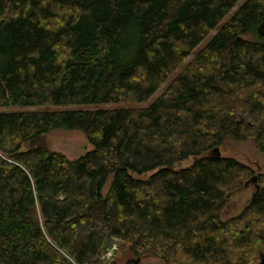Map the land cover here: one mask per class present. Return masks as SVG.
I'll return each instance as SVG.
<instances>
[{
  "label": "trees",
  "instance_id": "trees-1",
  "mask_svg": "<svg viewBox=\"0 0 264 264\" xmlns=\"http://www.w3.org/2000/svg\"><path fill=\"white\" fill-rule=\"evenodd\" d=\"M239 1L0 0V264H110L112 239L163 264L258 258L264 184L220 220L250 170L212 153L264 157V0ZM56 129L91 149L52 150Z\"/></svg>",
  "mask_w": 264,
  "mask_h": 264
},
{
  "label": "rangeland",
  "instance_id": "rangeland-1",
  "mask_svg": "<svg viewBox=\"0 0 264 264\" xmlns=\"http://www.w3.org/2000/svg\"><path fill=\"white\" fill-rule=\"evenodd\" d=\"M242 2L243 0H240L237 3V5ZM237 5H235L233 8L229 10L226 17L220 23H222L230 14L234 12ZM216 29L217 27L207 35V37L201 42V44L196 49H198L209 38V36H211L216 31ZM195 51H193V53H190L185 57L184 61L182 62V65L194 56L193 54ZM178 70L179 68L174 72V74ZM164 85L165 84H162L154 92L151 98L145 103L118 104L112 107H142V106H145L154 96H156L160 91H162V88L164 87ZM109 107L111 106L109 105L101 106V108H109ZM18 109L24 110L23 108H18ZM27 110H31V108H27ZM46 138H47L49 147L52 150L63 154L68 159H75L79 157L81 154H83L84 152L89 151L91 149V146L86 142L82 134L78 131H62V130L56 129V130L50 131V133L46 136ZM218 154L219 156H222V157L232 158L236 162L240 163L245 168L250 170V174L242 180L241 185L237 189L232 190L231 192L225 195L226 196L225 205L219 214V218L222 221H226L230 218L237 216L240 213V211L245 207V204L249 201L250 195L253 192V186L247 185L244 188L242 187L243 182L248 180L251 176H255L257 186L259 188L263 186L264 183L260 180H262L261 178H264V157L254 148V146L250 142H240V141H230V140H225L218 147ZM191 160L192 159L190 158H184L179 161H175L171 164V168L174 170L185 168L190 165ZM153 171L145 172L139 175L130 173V175L135 179L146 180L149 178V176L151 175ZM111 179H112L111 175L107 176V179L101 189L102 195L106 193L110 185ZM261 237L264 243V228L262 229ZM113 241L116 247L114 250V254L112 256V260H111L112 263L110 264H132V261L134 259H138L137 264H163L160 260H158L157 258L151 255H148L147 253L141 254L139 256H132L127 251H123V252L119 251L117 248L119 245V240L114 239ZM262 247L264 248V244ZM262 247H261V251L263 250ZM258 260H259V256L256 260L252 262V264H257Z\"/></svg>",
  "mask_w": 264,
  "mask_h": 264
},
{
  "label": "water",
  "instance_id": "water-1",
  "mask_svg": "<svg viewBox=\"0 0 264 264\" xmlns=\"http://www.w3.org/2000/svg\"><path fill=\"white\" fill-rule=\"evenodd\" d=\"M254 30H255V33L264 40V19L255 26ZM212 153H214V155L216 157H218V155H219L218 154V150H217L216 147L213 148ZM255 181H256V177L255 176H251L248 180L243 182L242 186L245 187L249 183H254V185H253L254 191L257 192L258 191V186L255 183ZM263 260H264V252L261 254L258 264H262ZM137 262H138V259H134L132 261V264H137Z\"/></svg>",
  "mask_w": 264,
  "mask_h": 264
},
{
  "label": "built area",
  "instance_id": "built-area-1",
  "mask_svg": "<svg viewBox=\"0 0 264 264\" xmlns=\"http://www.w3.org/2000/svg\"><path fill=\"white\" fill-rule=\"evenodd\" d=\"M113 240L114 239H112L111 242L108 244V246L105 247L102 252H100V254L98 256L99 261H106V260H109L110 258H112L113 254H114L115 247H116Z\"/></svg>",
  "mask_w": 264,
  "mask_h": 264
},
{
  "label": "flooded vegetation",
  "instance_id": "flooded-vegetation-1",
  "mask_svg": "<svg viewBox=\"0 0 264 264\" xmlns=\"http://www.w3.org/2000/svg\"><path fill=\"white\" fill-rule=\"evenodd\" d=\"M255 183H257V182L255 181ZM247 185H252V186H253L254 183H249V184H247ZM247 185H246V186H247ZM246 186H245V187H246ZM242 187H243V186H242ZM245 187H244V188H245ZM258 189H259V187H258ZM254 193H255V191H254V187H253V192H252L251 195H250L249 201L252 199ZM249 201H248V202H249ZM248 202L245 204V206L248 204ZM224 205H225V204H224ZM223 207H224V206H223ZM222 209H223V208H222ZM263 252H264V248H263V250H262V251L260 252V254H259V260H260V256H261V254H262ZM259 260H258V263H259ZM258 263H257V264H258ZM262 264H264V260H263V263H262Z\"/></svg>",
  "mask_w": 264,
  "mask_h": 264
}]
</instances>
